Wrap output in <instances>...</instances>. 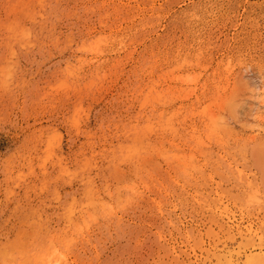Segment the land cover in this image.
Returning <instances> with one entry per match:
<instances>
[{
  "label": "rangeland",
  "instance_id": "374dc122",
  "mask_svg": "<svg viewBox=\"0 0 264 264\" xmlns=\"http://www.w3.org/2000/svg\"><path fill=\"white\" fill-rule=\"evenodd\" d=\"M0 264H264V0H0Z\"/></svg>",
  "mask_w": 264,
  "mask_h": 264
},
{
  "label": "bare ground",
  "instance_id": "6f19581e",
  "mask_svg": "<svg viewBox=\"0 0 264 264\" xmlns=\"http://www.w3.org/2000/svg\"><path fill=\"white\" fill-rule=\"evenodd\" d=\"M252 197H254V196H252ZM255 200V199H254Z\"/></svg>",
  "mask_w": 264,
  "mask_h": 264
}]
</instances>
